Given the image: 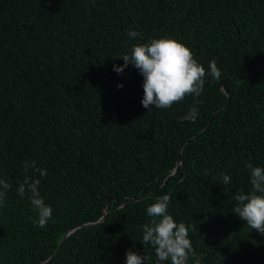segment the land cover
Wrapping results in <instances>:
<instances>
[{"label": "trees", "instance_id": "obj_1", "mask_svg": "<svg viewBox=\"0 0 264 264\" xmlns=\"http://www.w3.org/2000/svg\"><path fill=\"white\" fill-rule=\"evenodd\" d=\"M160 38L221 70L206 75L195 122L181 120L193 97L149 111L139 71L114 70ZM32 160L47 170L44 228L16 192ZM247 163L264 168V0H0V178L12 186L0 264L47 261L67 232L45 264H126L128 250L159 264L142 225L164 194L174 221L196 226L201 264H264V235L232 212L252 192Z\"/></svg>", "mask_w": 264, "mask_h": 264}, {"label": "clouds", "instance_id": "obj_2", "mask_svg": "<svg viewBox=\"0 0 264 264\" xmlns=\"http://www.w3.org/2000/svg\"><path fill=\"white\" fill-rule=\"evenodd\" d=\"M130 38H137L138 33L128 31ZM124 65L114 66L117 73H122L129 64L133 65L143 77L144 96L142 106L149 111L155 109H170L174 104L182 102L186 97L194 98L191 107L182 121L195 122L199 116L196 106L198 98L204 91L205 77L210 75L213 80L219 81L221 70L213 59L206 69L197 62L192 51L183 43L172 38L152 39L148 43L133 45L130 54H124ZM123 85H118L122 87ZM202 103V101H199ZM249 173L252 192L238 193L234 196L232 212L251 228L264 235V168L245 165ZM24 179L19 183L16 192L20 197L26 195L31 206L37 213L33 223L44 228L52 218V208L46 205L39 191L40 179L45 177L47 170L39 167L35 160L25 161L23 164ZM207 174V173H206ZM218 179L228 185L231 181L229 175L219 173ZM11 185L4 178H0V206H3L6 194ZM171 197L168 194L160 196L154 203L147 206L149 218L142 225V242L155 250L159 264H201L203 254H197L189 238V231H197L196 226H186L184 222H175L168 214ZM148 257L139 255L132 250L126 253V264H146Z\"/></svg>", "mask_w": 264, "mask_h": 264}, {"label": "water", "instance_id": "obj_3", "mask_svg": "<svg viewBox=\"0 0 264 264\" xmlns=\"http://www.w3.org/2000/svg\"><path fill=\"white\" fill-rule=\"evenodd\" d=\"M263 64V63H262ZM261 64V65H262ZM180 164V156H179V159H178V162H177V166ZM177 166H176V168H177ZM105 215H106V210H104V214H103V216L99 219V221H102L103 219H104V217H105ZM70 232H67L66 234H64L63 235V237H62V239L59 241V243L57 244V246H56V248L54 249V253L50 256V258L48 259V260H50L52 257H53V255L55 254V252H57V250L60 248V246H61V243H62V241L64 240V238L69 234ZM47 260V261H48ZM47 261H44V262H42V263H40V264H45Z\"/></svg>", "mask_w": 264, "mask_h": 264}]
</instances>
